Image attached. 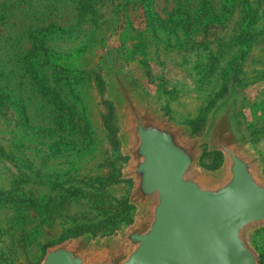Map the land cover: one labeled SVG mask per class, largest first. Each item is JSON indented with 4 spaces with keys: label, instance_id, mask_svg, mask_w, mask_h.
<instances>
[{
    "label": "rangeland",
    "instance_id": "374dc122",
    "mask_svg": "<svg viewBox=\"0 0 264 264\" xmlns=\"http://www.w3.org/2000/svg\"><path fill=\"white\" fill-rule=\"evenodd\" d=\"M113 75L199 142L193 171L212 180L226 158L206 139L232 102L264 181V0H0V264H41L70 240L116 243L145 214L130 201ZM245 241L264 264V224Z\"/></svg>",
    "mask_w": 264,
    "mask_h": 264
},
{
    "label": "water",
    "instance_id": "95a60500",
    "mask_svg": "<svg viewBox=\"0 0 264 264\" xmlns=\"http://www.w3.org/2000/svg\"><path fill=\"white\" fill-rule=\"evenodd\" d=\"M113 80L129 139L125 178L133 182L130 201L145 214L116 243L91 248L83 240H70L48 248L41 264H182L181 255L189 250L199 264H211L202 234L211 230L224 238L229 228L239 232L244 248H232L231 264H259L245 232L264 224V181L241 150L232 102L217 113L206 139L226 158L221 177L212 180L193 171L199 142L140 105L117 75ZM225 189L235 195L221 203Z\"/></svg>",
    "mask_w": 264,
    "mask_h": 264
},
{
    "label": "clouds",
    "instance_id": "9594fccd",
    "mask_svg": "<svg viewBox=\"0 0 264 264\" xmlns=\"http://www.w3.org/2000/svg\"><path fill=\"white\" fill-rule=\"evenodd\" d=\"M235 195L233 189H225L220 197V202H230ZM203 251L211 260V264H231L230 252L233 247L237 251H244L240 241L239 232L229 228L224 238L209 230L202 234ZM182 264H199V257L190 250L181 255Z\"/></svg>",
    "mask_w": 264,
    "mask_h": 264
},
{
    "label": "trees",
    "instance_id": "16d2710c",
    "mask_svg": "<svg viewBox=\"0 0 264 264\" xmlns=\"http://www.w3.org/2000/svg\"><path fill=\"white\" fill-rule=\"evenodd\" d=\"M253 20H254V17H253ZM35 33H36L35 31L30 32V36H32ZM45 52H46V47H45V39L44 38H41V39L35 40V41H31L29 48L26 49V54L23 56L24 65L26 67L28 66V67L34 68V64H35L34 57L37 56L38 53H45ZM39 67H43V65H39ZM51 67L54 70H57L58 74H60L62 72L63 76H66V75H64V73H66V70L63 67H61L57 64H53ZM37 71H39L38 68H37ZM63 76H62V78H63Z\"/></svg>",
    "mask_w": 264,
    "mask_h": 264
}]
</instances>
